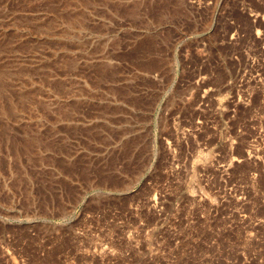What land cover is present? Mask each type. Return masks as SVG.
<instances>
[{
	"label": "rangeland",
	"instance_id": "1",
	"mask_svg": "<svg viewBox=\"0 0 264 264\" xmlns=\"http://www.w3.org/2000/svg\"><path fill=\"white\" fill-rule=\"evenodd\" d=\"M0 264H264V0H0Z\"/></svg>",
	"mask_w": 264,
	"mask_h": 264
}]
</instances>
